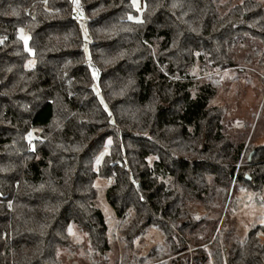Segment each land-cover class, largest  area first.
<instances>
[{
	"label": "trees",
	"instance_id": "16d2710c",
	"mask_svg": "<svg viewBox=\"0 0 264 264\" xmlns=\"http://www.w3.org/2000/svg\"><path fill=\"white\" fill-rule=\"evenodd\" d=\"M80 1L88 42L74 0H0V264H60L70 224L93 257L111 252L98 178L112 181L121 264H178L191 245L183 264H264V224L220 236L239 191L264 192V144L249 161L213 104V75L261 55L260 4L143 0L138 22L132 0ZM149 228L165 246L131 256Z\"/></svg>",
	"mask_w": 264,
	"mask_h": 264
},
{
	"label": "rangeland",
	"instance_id": "374dc122",
	"mask_svg": "<svg viewBox=\"0 0 264 264\" xmlns=\"http://www.w3.org/2000/svg\"><path fill=\"white\" fill-rule=\"evenodd\" d=\"M221 1L226 2L228 0ZM232 1L240 4L245 0ZM254 1L260 4V9H257L256 11L258 12L256 13L259 14L258 19L263 20L264 16L261 17V15H264V0ZM132 3L134 13L131 17L134 21L140 22L143 20L144 2L143 0H135V2L132 0ZM74 4L83 37L88 42L90 40V33L86 17L80 11V8H83L80 7L81 1L78 0ZM261 9L263 13H261ZM254 29L256 36L252 38V41L261 49V55L253 59V62L250 64H241L238 67L218 71L213 75L214 79L220 83L219 91L213 104L221 106L224 109V124L226 130L232 135H243L246 141L244 157L249 156L254 147L264 144V58H261L264 56V27L254 26ZM85 33H87V36H85ZM21 35L28 37L27 45L23 39L21 40L24 47L28 51H31L29 31L26 28H21L19 29L20 38ZM86 49V56L89 61V48ZM34 63V58H30L27 61V67L33 66ZM89 69L93 78L97 79V68L93 64H89ZM111 184L112 181L107 179L98 178L96 180L99 195L98 206L102 210L108 224L109 236L113 244L112 251L93 257L86 234L76 224H70L69 234L72 245L59 250L60 264H121L122 252L124 250V244L119 241L121 238L122 221L115 216V210L108 203L106 197L107 190ZM238 197H240V200L231 202V204L236 205L234 209L231 212L223 213L220 218V224H222L220 236L226 246H228V241H231L234 237L244 236L256 225L264 224V203L258 204L260 200L264 202V192L261 198L259 197L260 200L253 193L245 189L239 191ZM227 232H229V236ZM260 236L264 240L263 232H260ZM227 237L230 240L226 239ZM158 245L165 246L162 234L155 228H149L136 240L134 249L130 254L133 257L144 256L150 253L154 246ZM168 245L169 243L167 242L165 248L166 255L167 253H171V248ZM186 252L187 254H185ZM186 252L182 255L179 254L181 259L178 261V264L184 263V259L187 258L186 255L192 257L196 255V251L192 245ZM207 254L210 257L211 252L208 251ZM208 263H211V259ZM167 264L173 263L167 261ZM190 264L195 263L190 261Z\"/></svg>",
	"mask_w": 264,
	"mask_h": 264
},
{
	"label": "snow or ice",
	"instance_id": "6c2138e0",
	"mask_svg": "<svg viewBox=\"0 0 264 264\" xmlns=\"http://www.w3.org/2000/svg\"><path fill=\"white\" fill-rule=\"evenodd\" d=\"M74 2H78V0H74ZM135 2V0H134ZM22 31V30H21ZM85 36H87V33H85ZM21 39L24 40L25 44L27 45V42H28V37L27 36H24V35H21ZM85 51H87V49H85ZM102 102V101H101ZM99 162V161H98Z\"/></svg>",
	"mask_w": 264,
	"mask_h": 264
},
{
	"label": "water",
	"instance_id": "95a60500",
	"mask_svg": "<svg viewBox=\"0 0 264 264\" xmlns=\"http://www.w3.org/2000/svg\"><path fill=\"white\" fill-rule=\"evenodd\" d=\"M254 154H255V150L252 151V152L250 153V155H249V157H248V160H249V161L252 159V156H253Z\"/></svg>",
	"mask_w": 264,
	"mask_h": 264
},
{
	"label": "built area",
	"instance_id": "2783aa9c",
	"mask_svg": "<svg viewBox=\"0 0 264 264\" xmlns=\"http://www.w3.org/2000/svg\"><path fill=\"white\" fill-rule=\"evenodd\" d=\"M83 10V8H80V11H82ZM87 62H89V61H87Z\"/></svg>",
	"mask_w": 264,
	"mask_h": 264
}]
</instances>
